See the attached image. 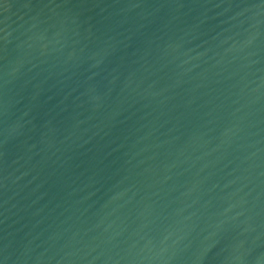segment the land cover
<instances>
[{"label": "water", "instance_id": "obj_1", "mask_svg": "<svg viewBox=\"0 0 264 264\" xmlns=\"http://www.w3.org/2000/svg\"><path fill=\"white\" fill-rule=\"evenodd\" d=\"M0 264H264V0H0Z\"/></svg>", "mask_w": 264, "mask_h": 264}]
</instances>
